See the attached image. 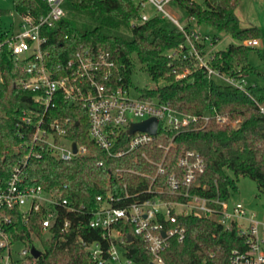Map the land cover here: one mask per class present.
Wrapping results in <instances>:
<instances>
[{"label":"trees","instance_id":"16d2710c","mask_svg":"<svg viewBox=\"0 0 264 264\" xmlns=\"http://www.w3.org/2000/svg\"><path fill=\"white\" fill-rule=\"evenodd\" d=\"M241 1L201 0L199 3L198 0H174L171 5L181 12L182 18H193L197 25L225 33L238 43L214 52L211 60L214 70L235 79L258 74L248 63L252 50L256 51L264 66V50L241 44L260 37L256 27L241 26L236 14ZM12 3L18 16L29 15L38 19L49 11L43 0H12ZM62 7L65 16L54 28L42 31L47 39L43 49L47 53L45 63L49 71L63 74L62 66L79 49L88 48L94 53L107 54V59L114 62L112 75L105 82L109 88H129L135 58L154 82L165 81V85L153 90L136 89L140 98H156L172 109L190 115H202L215 109L227 119L224 124L211 120L204 126L198 124L177 134L163 162L167 173L181 174L178 160L185 151L194 150L205 163L204 172L197 176V181L207 187L205 195L213 196L217 189L223 198H227L237 190L238 177L253 180L264 195V86L254 84L243 91L209 78L195 62L167 58V52L178 50L184 43L183 34L172 22L159 16L138 24L142 9L131 0H64ZM76 15L87 17L90 24H79L75 20ZM121 29L127 34L120 33ZM2 30L0 22V33ZM217 41V38H212V45ZM0 64L3 78L0 83V188L6 185L13 168L18 166L25 185L57 189L70 203L91 210L96 205L95 198L106 193L112 185L121 187L126 184L130 192H135L149 184V180L134 174H122L117 178L114 173L117 168L145 170L152 175L155 169L134 163L132 155L125 158L107 156L87 134L85 110L61 97L57 98L49 115L59 121L69 119L67 137L84 145L88 155L64 162L44 154L40 159L30 158L21 164L27 152L25 141L30 133L19 119L23 112L35 109L33 94L19 85L28 76L24 70L26 60H15L3 48ZM185 69L190 74L184 79H176ZM160 132L155 145H167L175 135L173 130L164 131L163 135ZM162 156L163 150H158L155 158L160 160ZM99 162L101 166L97 165ZM195 191L200 192L198 189ZM39 219L40 216L35 215L25 224L19 212L15 211L9 233L15 241L31 240V232L41 237ZM178 224L185 228V238L182 242L170 241L162 254L164 264H228L231 251L242 245V239L234 232L225 231L206 218L180 216ZM128 231L127 235L133 241L134 263L150 264L151 255L143 242L131 228ZM80 235L88 240L99 238L95 230ZM89 262V254L73 233L60 246L43 242V252L38 259V264Z\"/></svg>","mask_w":264,"mask_h":264},{"label":"built area","instance_id":"2783aa9c","mask_svg":"<svg viewBox=\"0 0 264 264\" xmlns=\"http://www.w3.org/2000/svg\"><path fill=\"white\" fill-rule=\"evenodd\" d=\"M43 1L49 7L45 16L34 19L29 15H15L16 24L11 22L0 33V51L5 48L15 60H26L24 70L28 76L19 85L33 94L35 105V109L23 112L19 119L30 133L21 164L30 158L40 159L44 154L64 162L88 155L84 145L67 137L69 119L59 121L49 115L57 98L61 97L85 110L87 134L107 156L125 158L132 155L134 163L152 166L155 171L152 175L145 170L115 169L117 178L122 174H134L149 180V184L135 192H130L126 184L121 187L112 185L106 193L95 198L96 205L90 210L70 203L57 189L25 185L20 167H14L8 182L0 188V264H38L43 242L60 246L72 233L89 254V264H135L128 228L141 239L151 255L150 264H164L162 254L170 241L182 242L185 238V228L178 224V218L189 215L212 220L242 239L241 247L231 251L228 264H264V216L257 220L242 201L232 199L231 194L223 198L217 189L213 196L205 195L206 185L197 181V176L204 172L205 163L194 150L185 151L178 160L181 174H168L163 166L177 134L198 124L204 126L211 120L224 124L227 119L215 109L202 115H190L178 112L156 98L143 99L139 94L133 97L129 88H109L105 82L112 75L114 62L107 59V54L94 53L88 48L79 49L62 66L63 74L49 71L45 63L47 53L43 49L47 39L42 31L54 28L65 16V11L62 7L64 0ZM131 1L142 9L138 24L159 16L172 22L183 34L184 43L178 50L169 51L167 58L195 62L209 78H217L218 82L243 91L246 89L245 78L235 79L212 68L213 54L208 47L212 46L210 38L192 26L193 18H185L186 22L182 24L169 14L168 9L174 0ZM148 6L154 9V14L147 13ZM241 44L256 47L258 40ZM189 74L190 71L185 69L176 79H184ZM2 81L0 64V83ZM260 110L263 112V108ZM150 118L157 120L155 134L141 131L128 134L132 124ZM168 130L175 132L169 143L155 145L159 132L163 135ZM158 150H163L160 160L155 158ZM97 165L101 166V163ZM197 189L200 192L195 191ZM15 211L25 224L39 215L41 237L31 232V240L15 241L9 233ZM88 230L97 231L99 238L84 239L80 234ZM34 241L40 249L34 246ZM18 244L22 245L21 249L17 248ZM32 248L40 252L38 258L31 253Z\"/></svg>","mask_w":264,"mask_h":264},{"label":"rangeland","instance_id":"374dc122","mask_svg":"<svg viewBox=\"0 0 264 264\" xmlns=\"http://www.w3.org/2000/svg\"><path fill=\"white\" fill-rule=\"evenodd\" d=\"M201 3V0H198ZM148 14H154V9L151 6L146 8ZM168 12L171 16L176 18L182 24L186 22L182 18L181 12L170 7ZM236 14L240 20L242 27H256L260 31V37L258 40V46L255 48L259 50H264V0H242L236 10ZM75 20L81 24H90V19L87 17L76 15ZM0 22L1 26L8 27L11 22L16 24V16L13 11L12 0H0ZM192 26L201 34H206L210 38H217L218 41L215 45L208 46L211 49L212 54L214 52L225 50L230 44H238L230 36L225 33L218 32L213 28L205 25H197L195 22L191 23ZM120 33L127 34L123 29ZM168 53V52H167ZM134 68L130 76V94L133 97L138 96L136 89H148L153 90L158 87L165 85V81L160 80L154 82L149 75L141 68L135 58ZM248 63L250 66L254 67L258 74H251L246 76L245 83L247 86H252L254 84L258 86H264V66L260 61L255 50H252L248 55ZM219 80V79H218ZM217 78L216 81L218 82ZM231 175V174H230ZM232 176V175H231ZM232 199H238L242 201L249 213L255 214L257 220H262L264 216V195L258 191L256 183L247 177H238L237 179V190L231 193ZM34 246L40 249V245L37 242H33ZM18 249L22 248L21 244L17 245Z\"/></svg>","mask_w":264,"mask_h":264},{"label":"water","instance_id":"95a60500","mask_svg":"<svg viewBox=\"0 0 264 264\" xmlns=\"http://www.w3.org/2000/svg\"><path fill=\"white\" fill-rule=\"evenodd\" d=\"M156 126H157V120L155 118H150L148 120L132 124L128 131V134H132L135 131H141V132H147L153 135L156 132ZM72 148L75 151L76 146L74 143L72 144ZM128 240H130V238H128ZM31 253L36 258L40 256V252L34 248L31 249Z\"/></svg>","mask_w":264,"mask_h":264}]
</instances>
